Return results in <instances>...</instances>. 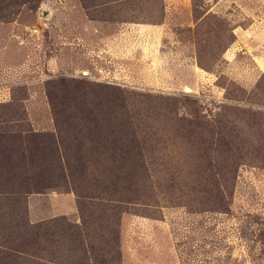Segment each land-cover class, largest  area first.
Returning <instances> with one entry per match:
<instances>
[{
    "label": "rangeland",
    "instance_id": "rangeland-1",
    "mask_svg": "<svg viewBox=\"0 0 264 264\" xmlns=\"http://www.w3.org/2000/svg\"><path fill=\"white\" fill-rule=\"evenodd\" d=\"M0 264H264V0H0Z\"/></svg>",
    "mask_w": 264,
    "mask_h": 264
},
{
    "label": "crops",
    "instance_id": "crops-1",
    "mask_svg": "<svg viewBox=\"0 0 264 264\" xmlns=\"http://www.w3.org/2000/svg\"><path fill=\"white\" fill-rule=\"evenodd\" d=\"M77 214V198L71 193L35 194L30 198L29 218L32 225L59 216L70 217L69 219L73 220Z\"/></svg>",
    "mask_w": 264,
    "mask_h": 264
},
{
    "label": "bare ground",
    "instance_id": "bare-ground-1",
    "mask_svg": "<svg viewBox=\"0 0 264 264\" xmlns=\"http://www.w3.org/2000/svg\"><path fill=\"white\" fill-rule=\"evenodd\" d=\"M228 54H230V53L228 52ZM86 74H87V73H85V75H86ZM187 91L190 92L191 90H190V89H187Z\"/></svg>",
    "mask_w": 264,
    "mask_h": 264
}]
</instances>
